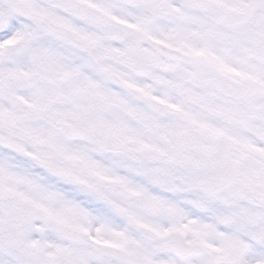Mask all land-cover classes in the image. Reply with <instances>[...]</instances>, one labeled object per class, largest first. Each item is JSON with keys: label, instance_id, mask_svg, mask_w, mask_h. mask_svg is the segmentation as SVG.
<instances>
[{"label": "snow or ice", "instance_id": "6c2138e0", "mask_svg": "<svg viewBox=\"0 0 264 264\" xmlns=\"http://www.w3.org/2000/svg\"><path fill=\"white\" fill-rule=\"evenodd\" d=\"M0 264H264V0H0Z\"/></svg>", "mask_w": 264, "mask_h": 264}]
</instances>
